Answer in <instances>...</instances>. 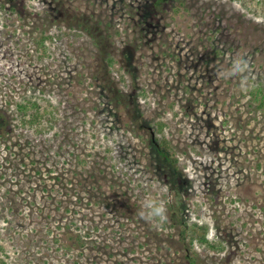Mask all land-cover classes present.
Here are the masks:
<instances>
[{"label":"rangeland","instance_id":"1","mask_svg":"<svg viewBox=\"0 0 264 264\" xmlns=\"http://www.w3.org/2000/svg\"><path fill=\"white\" fill-rule=\"evenodd\" d=\"M10 1L0 0V114L10 116L8 102L23 95L35 96L43 114L59 112L53 127L5 122L12 134L0 145V264H76L54 240L70 218L95 243L81 264H186L178 237L169 252L138 207L126 206L175 200L172 173L129 132L131 120L114 115L109 81L128 113L166 124L192 183L177 201L226 246L196 241L203 264H264V112L248 96L264 84V16L232 0H183L179 12L156 16L154 0H17L20 13ZM42 32L45 47L34 40ZM235 56L250 65L246 90L239 77L215 75H226ZM76 155L89 161L87 173L72 172Z\"/></svg>","mask_w":264,"mask_h":264},{"label":"trees","instance_id":"2","mask_svg":"<svg viewBox=\"0 0 264 264\" xmlns=\"http://www.w3.org/2000/svg\"><path fill=\"white\" fill-rule=\"evenodd\" d=\"M232 1L240 2L243 8L247 9L249 12L254 13L257 16H264V0ZM19 5L20 4L17 3V0L15 2L13 0L10 1L11 11L20 13L18 9ZM183 5V0H154L151 4H149L148 9H151L152 16H156L157 13L159 14L164 9L165 11L168 10L167 7H171L173 9V13L179 12L182 7H184ZM24 10H26V7H24ZM144 23H146V21H144ZM87 30H90L89 26H87ZM46 38H48L47 35L42 32V36H40L39 38L36 37L34 40L37 45L44 46ZM107 63L108 66H111L112 59L108 57ZM109 87L113 89L110 90V104L113 106V109L116 110V113H114V115H120V117H118L119 119H122L124 117L130 119L131 121L128 122H132V124L130 123L129 132H131L134 137L139 138L148 148L151 149L152 155L157 158L160 169L166 171L171 169L172 174L169 176L166 174V178H168L167 184L170 186V191L173 193V197L175 198V200L167 204L169 220L162 228H157L153 224L148 223L144 220V227L146 228V231L148 232V234H150V236H152L153 239L161 237L157 240H161V243H164L163 241L168 242L167 244L170 245L168 246L169 252L170 250L174 249L172 243L175 237H178L179 241L177 246L179 247L181 244L182 249L180 248L176 250H182L183 258L186 264H203V260H201L199 253L196 251V241H200L201 243L206 244L213 251L225 250L226 246L224 241L218 240L215 237H209V227L206 224L199 225L198 223L191 222L188 219V215L186 212L187 205L177 201V197L179 195L184 196V194H187V192H189V190L192 188V183L191 181H189L188 184L184 183V175L178 165L179 161L177 159V146H174L173 142L167 137L166 124L164 122H153L151 120H146L144 118V115H142L139 110L136 111L137 115H134L133 112L128 113L129 111L126 110L128 107H130V105L128 100H126L124 94L120 90H118V88L110 81L105 82L104 88ZM139 93L142 94V96L145 95V93L143 92ZM248 96L250 98L251 104L255 105V108L257 110H263L264 112V84L259 82L249 87ZM43 101L49 102L48 100H46V98L43 99ZM8 104H10V106L14 104L15 108L11 110L12 113L10 114V116H6V114L4 113L0 114V145L3 142H7V137L9 136V134H12L11 129L10 132L7 131V125L5 124V122H9V119L10 126L11 124H17L16 127L21 126L19 124L21 122H23L24 126H30L34 122H32V119L36 120L37 118L39 120V124L46 121L45 123H49V125L53 127V124H55L57 122L56 120H58L55 114L58 113L59 110L51 111L50 109H44L45 114H43L42 108L39 105V102H37L35 96L32 97L31 95H23L19 97L18 100H14V98H12L8 102ZM31 106L33 109H35V111L34 113L28 114L27 110L30 109ZM126 112L129 116H127ZM42 119L44 120V122L42 121ZM126 124L128 123L126 122ZM42 128L43 129L40 128L41 133L47 129V125H45V127L43 126ZM74 157L75 158L69 159V163L74 161L71 165L73 168L72 172L75 173L76 176H78L79 174L87 173L89 161H87V159H81L80 155H76ZM58 178L59 176L57 175L56 179ZM175 194H177V196ZM91 200L93 204L98 206H103L104 204H101L98 200H96V198ZM107 204L110 205L109 203ZM126 206L134 208V212L136 207H138V210L140 208V205L136 202L127 203ZM168 223H170V227L174 232L172 230L166 231ZM49 226L50 225H48L47 228L50 231ZM58 229H61L62 233L60 237L59 234H57L54 237V240L57 244L60 245V250H62L65 255H69L72 257L75 256V263L81 264L82 260H85V258L83 257L86 253V250H89L95 246V243L89 238L92 236V233L86 232V234H84L83 227L75 223L73 218H70L69 220H67V222L62 223V225L58 224ZM95 229L98 230V228ZM157 250L161 251L158 244ZM161 264H166V261H162Z\"/></svg>","mask_w":264,"mask_h":264},{"label":"clouds","instance_id":"3","mask_svg":"<svg viewBox=\"0 0 264 264\" xmlns=\"http://www.w3.org/2000/svg\"><path fill=\"white\" fill-rule=\"evenodd\" d=\"M250 71L248 60L244 56H235L230 60V64L226 68V75L219 72L215 73V75L218 79L239 77L241 89L246 90L249 87ZM137 214L141 219L157 228H162L169 220L168 207L162 199L145 197Z\"/></svg>","mask_w":264,"mask_h":264}]
</instances>
